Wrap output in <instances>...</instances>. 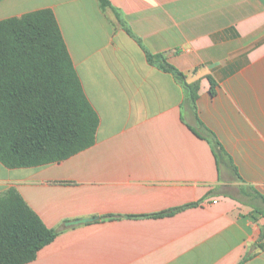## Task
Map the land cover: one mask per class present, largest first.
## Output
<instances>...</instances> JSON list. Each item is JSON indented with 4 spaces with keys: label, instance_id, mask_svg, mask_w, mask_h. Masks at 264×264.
<instances>
[{
    "label": "crops",
    "instance_id": "1",
    "mask_svg": "<svg viewBox=\"0 0 264 264\" xmlns=\"http://www.w3.org/2000/svg\"><path fill=\"white\" fill-rule=\"evenodd\" d=\"M109 1L0 0V20L55 13L100 116L65 161L0 163V194L16 188L59 232L28 264H264V0ZM114 10L201 82L195 103Z\"/></svg>",
    "mask_w": 264,
    "mask_h": 264
},
{
    "label": "trees",
    "instance_id": "2",
    "mask_svg": "<svg viewBox=\"0 0 264 264\" xmlns=\"http://www.w3.org/2000/svg\"><path fill=\"white\" fill-rule=\"evenodd\" d=\"M111 7L109 0H99ZM123 29L140 45L150 65L170 73L193 103L201 82L152 54L118 11ZM211 94L217 83L210 77ZM100 116L89 101L51 9L0 20V163L8 169L60 163L92 147ZM222 149L219 142L216 145ZM183 208L152 217H166ZM59 232L48 228L12 187L0 194V264H28Z\"/></svg>",
    "mask_w": 264,
    "mask_h": 264
},
{
    "label": "built area",
    "instance_id": "3",
    "mask_svg": "<svg viewBox=\"0 0 264 264\" xmlns=\"http://www.w3.org/2000/svg\"><path fill=\"white\" fill-rule=\"evenodd\" d=\"M216 203V202H215Z\"/></svg>",
    "mask_w": 264,
    "mask_h": 264
}]
</instances>
